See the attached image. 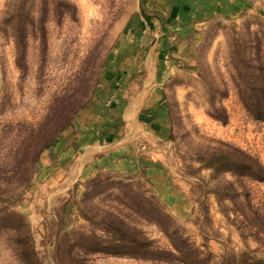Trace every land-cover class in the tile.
I'll return each instance as SVG.
<instances>
[{
    "label": "rangeland",
    "instance_id": "1",
    "mask_svg": "<svg viewBox=\"0 0 264 264\" xmlns=\"http://www.w3.org/2000/svg\"><path fill=\"white\" fill-rule=\"evenodd\" d=\"M157 2L0 0V264H183L165 231L212 264L264 258V0L183 25ZM161 37L166 66L148 59ZM142 64L161 101L137 152L158 174L78 173L82 116L105 128Z\"/></svg>",
    "mask_w": 264,
    "mask_h": 264
},
{
    "label": "crops",
    "instance_id": "2",
    "mask_svg": "<svg viewBox=\"0 0 264 264\" xmlns=\"http://www.w3.org/2000/svg\"><path fill=\"white\" fill-rule=\"evenodd\" d=\"M157 1V7L160 9L158 16L162 24L183 25L200 15L208 17L219 11V0ZM167 41L166 37L158 38L148 56L149 61L166 66L168 62L164 58L169 44ZM131 70L137 74L121 90L119 99L109 110L110 116L106 118L105 128H102L104 119L99 117L97 120H91L89 116L91 111L85 112L82 116L80 122L82 129L77 136L79 154L82 153L79 157L80 162L77 163L78 173H91L97 166H110L121 160H131L148 166L149 174H158L159 170L153 166V162L147 156L148 153L144 155L137 152V145L143 143L144 138L151 136L152 132L147 111L154 110L161 101L158 88L153 86L152 79L155 73L151 64H142L140 69L134 65ZM137 129L144 133L135 134ZM133 132L134 134H131ZM70 155L71 151H68L66 154L62 153L61 158L66 161ZM157 185L165 187L161 181H158Z\"/></svg>",
    "mask_w": 264,
    "mask_h": 264
},
{
    "label": "trees",
    "instance_id": "3",
    "mask_svg": "<svg viewBox=\"0 0 264 264\" xmlns=\"http://www.w3.org/2000/svg\"><path fill=\"white\" fill-rule=\"evenodd\" d=\"M255 107H259L258 105H255ZM261 113V112H259ZM257 120H262L264 121V116H257L256 117ZM224 122V121H223ZM253 162V160L249 157H245L243 159H232L230 157L226 158V159H222L221 162H219V165L222 166H226L229 167L228 165H232L231 167H238V165H240L241 162ZM250 177H252L255 180H259L262 181L263 178H261V176H256L253 174L249 175ZM165 233H167V235L169 236V238L171 239L173 248L175 250V252H177L178 255H175L174 253H168L171 257L174 256V258H176V260L178 259V261H180L183 264H212L210 259H200L199 256L197 255V252L195 249H193L185 239L182 238H178L174 240V236H172V234L168 233L165 231ZM144 249L147 248V246L143 247ZM157 253L161 254L162 252L158 251ZM154 259L158 260V257H155ZM193 259V260H192ZM219 264H264V258H245V260H239L237 261L236 258H224L222 262H220Z\"/></svg>",
    "mask_w": 264,
    "mask_h": 264
}]
</instances>
